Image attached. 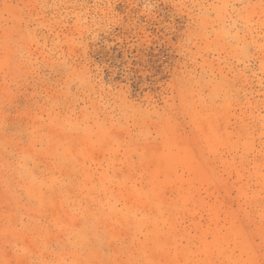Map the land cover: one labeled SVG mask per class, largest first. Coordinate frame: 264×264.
Returning a JSON list of instances; mask_svg holds the SVG:
<instances>
[{
  "label": "rangeland",
  "instance_id": "rangeland-1",
  "mask_svg": "<svg viewBox=\"0 0 264 264\" xmlns=\"http://www.w3.org/2000/svg\"><path fill=\"white\" fill-rule=\"evenodd\" d=\"M0 264H264V0H0Z\"/></svg>",
  "mask_w": 264,
  "mask_h": 264
}]
</instances>
